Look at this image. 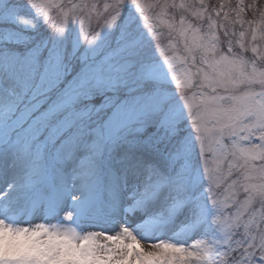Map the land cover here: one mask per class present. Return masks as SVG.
I'll list each match as a JSON object with an SVG mask.
<instances>
[{
  "label": "snow or ice",
  "instance_id": "obj_1",
  "mask_svg": "<svg viewBox=\"0 0 264 264\" xmlns=\"http://www.w3.org/2000/svg\"><path fill=\"white\" fill-rule=\"evenodd\" d=\"M209 3L210 0H110L100 11L96 3L31 0L29 6L35 17L43 20L57 39L27 41V54L16 55L10 45L20 37L10 33L0 37V167L6 172L11 161V166L28 172L26 182L11 186L16 196L3 209L6 215L31 204L54 216L69 199L75 207L64 213L66 220L74 219V214H87L85 189L91 175L88 161L73 171L70 180L63 175L65 162L72 157L79 138L61 147L56 158L61 178L48 186L41 180L40 155L66 128L82 120L85 114L77 110L78 104L99 85L118 83V74L128 71L130 65L111 60L95 65L46 109L41 106L47 103L48 91L64 73L68 51L62 38L67 26L77 22L82 39L94 45L102 31L118 25L125 10L131 8L157 43L165 36L169 41L167 49L160 48L166 70L142 66L138 84L170 78L179 108L178 112L166 109L169 98L153 91L138 102L139 111L162 113V123L169 130L176 119L187 115L215 210L211 220L218 233L215 240L196 239L187 246H176L184 249L186 264H264V159L259 158L264 157V5L258 0H235L233 7V0H218L219 7L209 10ZM53 9L61 17L58 27L50 20ZM93 12L103 24L86 39L85 19L78 17L90 18ZM19 23L36 28L32 19L20 18ZM132 47L129 42L121 54L130 55ZM247 154L256 157L255 162L246 159ZM183 155L178 154L177 159ZM149 178L152 184L142 200L167 187L182 202L186 194L182 174L165 177L150 170ZM77 186L79 192L74 191ZM37 190L41 191L39 198L34 196ZM6 199L7 193L0 195V200ZM238 217L256 222L245 233L239 223L233 224ZM226 225L231 226V231H224ZM102 234L106 240L122 237L121 229L115 234ZM105 247L104 253L112 257L111 264H122L127 255L123 248L114 251Z\"/></svg>",
  "mask_w": 264,
  "mask_h": 264
},
{
  "label": "rangeland",
  "instance_id": "obj_2",
  "mask_svg": "<svg viewBox=\"0 0 264 264\" xmlns=\"http://www.w3.org/2000/svg\"><path fill=\"white\" fill-rule=\"evenodd\" d=\"M61 2L67 4L68 0ZM72 2L96 3L98 9L103 11V4L110 0ZM145 2L151 3L152 0ZM258 2L264 5V0ZM29 3L31 0H0V37L5 33L20 37L10 45L11 51L16 55L27 54V41L57 39L50 27L35 17ZM20 18L34 20L35 30L21 25ZM79 18L85 19L86 39L91 38L92 30H99V25L103 24V20L95 19V12L90 18ZM50 20L57 27L60 25L61 17L56 9L51 11ZM129 42L133 44L131 54L122 55L121 50ZM168 43L167 36L157 43L131 8L125 10L118 25L103 30L94 45H89L82 39L79 24L72 22L62 38V44L68 51L63 76L48 91V101L41 106L42 110L46 109L95 65L109 60L116 64L130 65L128 71L118 74V83L111 86L99 85L92 95L78 104L77 110L85 114L82 120L75 126L70 125L58 139L48 144L47 150L41 152L39 165L41 180L45 186L58 181L61 176L56 168L57 154L63 145L79 138L72 157L65 162L66 171L63 173L70 180L73 171L88 161L91 175L85 189L87 214H74L76 223L84 231L108 234H115L121 227H128L142 241L161 245L159 248L145 250L135 244V237L125 230L118 246V249L123 248L127 254L122 264H186L185 251L177 247V244L187 246L196 239L215 240L218 235L211 223L215 210L208 197L203 160L187 115L176 119L174 127L169 130L162 123V113H151L147 109L143 113L139 111L138 102L153 91L169 98L166 109L179 111L175 85L170 78L149 79L143 86L137 80L138 70L142 66L166 70L160 48L167 49ZM53 90L56 91L50 93ZM41 140H44L43 136ZM245 147L248 145L245 144ZM180 153L185 155L177 159ZM245 158L252 159L253 162L256 159L251 154H247ZM150 170L165 177L182 174L186 193L182 202H178L167 187L142 200L143 194L152 184ZM27 175L25 168L13 167L11 161L6 172L0 167V195L8 194V199L0 200V216L6 215L3 209L16 196V189L11 186L26 182ZM74 191L79 192L80 187L77 186ZM40 195V190L34 193L36 198ZM74 207L69 199L60 205L57 214L53 216L39 205L32 207L31 204H26L20 211L7 216L12 219L23 217L36 223L43 218L59 219ZM255 222H245L238 217L233 224L239 223L246 233ZM224 231H231V226L226 225ZM125 238L129 240L127 245L123 244ZM25 259L27 264H88L89 261L109 264L112 261L111 255L99 252L91 245H78L76 239L71 237L65 247L57 249L42 246L39 250L30 252Z\"/></svg>",
  "mask_w": 264,
  "mask_h": 264
},
{
  "label": "clouds",
  "instance_id": "obj_3",
  "mask_svg": "<svg viewBox=\"0 0 264 264\" xmlns=\"http://www.w3.org/2000/svg\"><path fill=\"white\" fill-rule=\"evenodd\" d=\"M122 236L125 230L120 228ZM127 232L135 237V244L150 250L154 243H146L138 238L132 230L127 227ZM101 231H84L74 219L66 220L64 215L59 219L56 217L43 218L32 223L25 218H9L7 215L0 216V264H27L25 257L32 251L39 250L42 246L65 247L68 239L75 238L78 245H91L99 252H105V246L118 249L121 241L106 240ZM129 240L125 238L123 244L127 245ZM88 264H96L89 261ZM109 264L111 262L109 261Z\"/></svg>",
  "mask_w": 264,
  "mask_h": 264
},
{
  "label": "trees",
  "instance_id": "obj_4",
  "mask_svg": "<svg viewBox=\"0 0 264 264\" xmlns=\"http://www.w3.org/2000/svg\"><path fill=\"white\" fill-rule=\"evenodd\" d=\"M210 2L211 3H209L207 6H208V8L211 10V8L213 7V6H216V7H219V3H218V0H210ZM234 5H235V0H233V4H232V6L234 7Z\"/></svg>",
  "mask_w": 264,
  "mask_h": 264
}]
</instances>
